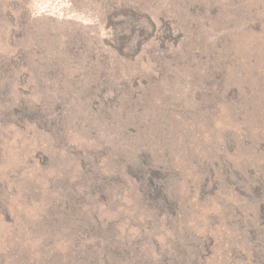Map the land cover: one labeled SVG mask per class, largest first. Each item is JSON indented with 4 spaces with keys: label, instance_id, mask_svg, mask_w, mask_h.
Listing matches in <instances>:
<instances>
[{
    "label": "rangeland",
    "instance_id": "obj_1",
    "mask_svg": "<svg viewBox=\"0 0 264 264\" xmlns=\"http://www.w3.org/2000/svg\"><path fill=\"white\" fill-rule=\"evenodd\" d=\"M264 264V0H0V264Z\"/></svg>",
    "mask_w": 264,
    "mask_h": 264
},
{
    "label": "trees",
    "instance_id": "obj_2",
    "mask_svg": "<svg viewBox=\"0 0 264 264\" xmlns=\"http://www.w3.org/2000/svg\"><path fill=\"white\" fill-rule=\"evenodd\" d=\"M91 264H97V262L93 260V261L91 262Z\"/></svg>",
    "mask_w": 264,
    "mask_h": 264
}]
</instances>
